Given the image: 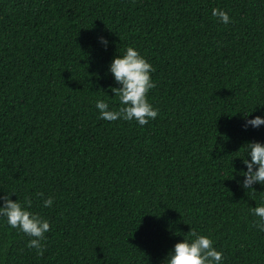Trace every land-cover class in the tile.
Listing matches in <instances>:
<instances>
[{"label": "trees", "instance_id": "obj_1", "mask_svg": "<svg viewBox=\"0 0 264 264\" xmlns=\"http://www.w3.org/2000/svg\"><path fill=\"white\" fill-rule=\"evenodd\" d=\"M128 46L155 69L145 126L95 107H120L108 69ZM246 115L264 118V0H0V196L51 225L38 256L0 217V264H164L190 229L222 264H264Z\"/></svg>", "mask_w": 264, "mask_h": 264}, {"label": "clouds", "instance_id": "obj_2", "mask_svg": "<svg viewBox=\"0 0 264 264\" xmlns=\"http://www.w3.org/2000/svg\"><path fill=\"white\" fill-rule=\"evenodd\" d=\"M211 14L223 24L231 23L228 14L223 10L213 8ZM99 42L107 47L108 41L103 37L99 38ZM108 71L119 85L118 88H111L110 91L118 99L120 107L110 110L106 102L97 100L95 107L99 111L98 118L108 122L135 120L140 126L155 120L158 109H154L147 98L149 91L156 86L151 76L155 71L153 66L134 47L128 46L122 56L117 55L112 60ZM248 115L245 116V130L248 127L258 129L264 125V118L256 116L247 119ZM245 145L248 158H244L241 162L247 171L239 173L244 178L241 187L255 194L252 185H264V144L250 142ZM37 195L43 197V193ZM0 200L3 201V205L0 206V217L5 218L11 229H18L28 236L30 239L27 247L36 249V254L42 256L45 251L42 242L46 239L45 234L51 230L48 220L30 211L32 208L30 197L26 196L23 202H13L8 194L0 196ZM52 204V197L43 199L45 208L51 207ZM250 211L252 215L258 217L253 226L264 232V201ZM222 260L223 253L214 248L213 240L209 236L190 229L182 242L176 243L168 253L164 264H222Z\"/></svg>", "mask_w": 264, "mask_h": 264}]
</instances>
